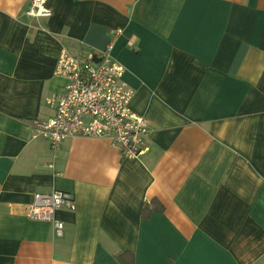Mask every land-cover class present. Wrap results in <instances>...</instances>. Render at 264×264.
<instances>
[{"label":"crops","instance_id":"1","mask_svg":"<svg viewBox=\"0 0 264 264\" xmlns=\"http://www.w3.org/2000/svg\"><path fill=\"white\" fill-rule=\"evenodd\" d=\"M31 6L0 0V264H264V0ZM112 43L150 151L34 138L64 87L61 50ZM54 190L76 202L55 214L61 237L24 210ZM153 200L163 213L143 218Z\"/></svg>","mask_w":264,"mask_h":264},{"label":"built area","instance_id":"2","mask_svg":"<svg viewBox=\"0 0 264 264\" xmlns=\"http://www.w3.org/2000/svg\"><path fill=\"white\" fill-rule=\"evenodd\" d=\"M47 0H32L26 15H48ZM113 43L105 50L73 56L61 50L55 78L63 80L60 94L47 100L54 116L37 120L34 138L48 142L58 150L68 138L104 139L117 147L126 159L142 158L150 151L147 120L131 108L135 91L122 81L125 68L114 59ZM25 215L32 221L51 222L55 235L61 237L64 223L55 219L60 210H76L72 195L51 191L35 193Z\"/></svg>","mask_w":264,"mask_h":264},{"label":"trees","instance_id":"3","mask_svg":"<svg viewBox=\"0 0 264 264\" xmlns=\"http://www.w3.org/2000/svg\"><path fill=\"white\" fill-rule=\"evenodd\" d=\"M154 212L163 213V206L160 205L159 202H157V200H153L150 204H145L143 211H142V214H143L142 216L143 218H148Z\"/></svg>","mask_w":264,"mask_h":264}]
</instances>
